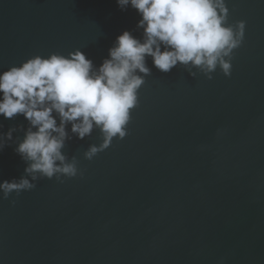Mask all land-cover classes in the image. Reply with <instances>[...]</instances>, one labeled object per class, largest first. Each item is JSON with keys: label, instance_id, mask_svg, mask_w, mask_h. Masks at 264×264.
<instances>
[{"label": "water", "instance_id": "water-1", "mask_svg": "<svg viewBox=\"0 0 264 264\" xmlns=\"http://www.w3.org/2000/svg\"><path fill=\"white\" fill-rule=\"evenodd\" d=\"M226 4L228 23L246 21L231 76L148 58L127 135L92 160L98 130L66 142L82 177L0 191V264H264V0ZM139 19L116 0H0V72L76 49L99 66L123 31L142 36ZM27 123L0 116V132ZM15 146L0 181L24 174Z\"/></svg>", "mask_w": 264, "mask_h": 264}, {"label": "clouds", "instance_id": "clouds-1", "mask_svg": "<svg viewBox=\"0 0 264 264\" xmlns=\"http://www.w3.org/2000/svg\"><path fill=\"white\" fill-rule=\"evenodd\" d=\"M116 3L121 11L136 10L142 36L123 31L99 66L76 49L67 56L35 55L0 72V116L15 119L19 114L28 122L26 129L0 132V151L15 144L14 151L26 164L18 179L0 181L5 199L12 192L34 189L42 178L63 183L62 177H82L77 158L69 160L62 151L73 136L84 139L94 130L100 132L101 142L83 153L87 160L107 149L113 138L123 139L130 110L138 106V90L151 75L148 58L163 73L179 65L193 77L192 69H197L211 80L217 67L231 76L233 52L244 41L246 21L228 23L226 0ZM17 131L24 132L22 139L13 137Z\"/></svg>", "mask_w": 264, "mask_h": 264}]
</instances>
